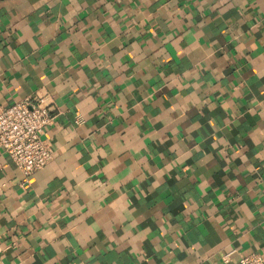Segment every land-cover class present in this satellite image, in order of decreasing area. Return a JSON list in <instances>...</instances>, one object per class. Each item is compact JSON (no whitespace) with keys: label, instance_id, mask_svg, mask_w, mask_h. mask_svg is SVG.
Returning a JSON list of instances; mask_svg holds the SVG:
<instances>
[{"label":"crops","instance_id":"obj_1","mask_svg":"<svg viewBox=\"0 0 264 264\" xmlns=\"http://www.w3.org/2000/svg\"><path fill=\"white\" fill-rule=\"evenodd\" d=\"M48 96L53 159L0 147V264L264 253V0H0V106Z\"/></svg>","mask_w":264,"mask_h":264},{"label":"built area","instance_id":"obj_2","mask_svg":"<svg viewBox=\"0 0 264 264\" xmlns=\"http://www.w3.org/2000/svg\"><path fill=\"white\" fill-rule=\"evenodd\" d=\"M55 113V103L48 96L0 106V147L21 172L24 182H29L35 172L53 159L45 134ZM238 260L239 264H264V253L243 254Z\"/></svg>","mask_w":264,"mask_h":264}]
</instances>
